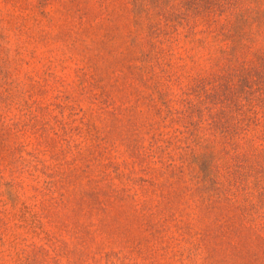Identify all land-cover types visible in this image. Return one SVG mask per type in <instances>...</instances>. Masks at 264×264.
<instances>
[{
    "label": "rangeland",
    "instance_id": "rangeland-1",
    "mask_svg": "<svg viewBox=\"0 0 264 264\" xmlns=\"http://www.w3.org/2000/svg\"><path fill=\"white\" fill-rule=\"evenodd\" d=\"M0 264H264V0H0Z\"/></svg>",
    "mask_w": 264,
    "mask_h": 264
}]
</instances>
